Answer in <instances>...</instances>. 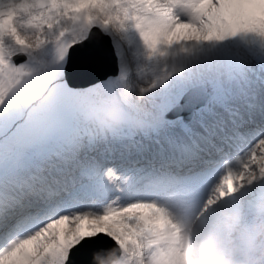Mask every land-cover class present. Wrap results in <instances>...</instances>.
<instances>
[{"label": "snow or ice", "instance_id": "6c2138e0", "mask_svg": "<svg viewBox=\"0 0 264 264\" xmlns=\"http://www.w3.org/2000/svg\"><path fill=\"white\" fill-rule=\"evenodd\" d=\"M0 264H264V0H0Z\"/></svg>", "mask_w": 264, "mask_h": 264}]
</instances>
